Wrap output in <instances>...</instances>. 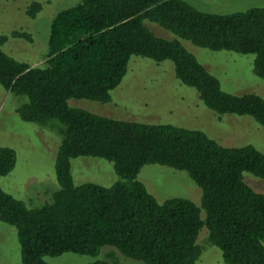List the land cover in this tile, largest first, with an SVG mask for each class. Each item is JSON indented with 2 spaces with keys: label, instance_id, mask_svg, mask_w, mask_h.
<instances>
[{
  "label": "trees",
  "instance_id": "16d2710c",
  "mask_svg": "<svg viewBox=\"0 0 264 264\" xmlns=\"http://www.w3.org/2000/svg\"><path fill=\"white\" fill-rule=\"evenodd\" d=\"M39 9L33 1L28 15ZM144 20L199 47L252 53L253 72L264 78L259 6L220 14L185 0H79L53 16L40 64L19 61L0 47V85L26 97L15 112L24 121L50 124L60 136L53 164L57 188L49 201L29 207L0 186V221L15 227L22 264H50L44 255L63 252L95 256L103 245L145 264H195L203 226L225 264H264V193L242 175L248 171L264 179L263 152L251 144L221 145L199 129L117 119L68 104L70 98L109 102L130 56L137 55L171 60L175 77L195 88L214 112L250 115L264 126L260 95L223 91L177 39L157 36ZM11 36L31 40L26 31ZM6 39L0 34V46ZM78 156L111 162L118 178L109 185L75 184L70 160ZM15 160L14 149L0 145V176ZM145 164L184 170L201 189L200 207L184 197L158 202L137 178Z\"/></svg>",
  "mask_w": 264,
  "mask_h": 264
},
{
  "label": "rangeland",
  "instance_id": "374dc122",
  "mask_svg": "<svg viewBox=\"0 0 264 264\" xmlns=\"http://www.w3.org/2000/svg\"><path fill=\"white\" fill-rule=\"evenodd\" d=\"M40 3L33 17L28 15L29 5ZM79 0H0V34L7 39L1 49L13 58L38 65L48 51L49 26L59 10ZM199 10L211 13H232L252 7H264V0H185ZM157 35L177 39L179 43L214 76L223 91L232 94L253 92L264 99V78L252 69V53L211 50L192 44L157 23L144 20ZM15 30L26 31L31 40L11 36ZM26 100L8 93L0 85V145L14 149L13 168L0 176L1 188L26 203L37 207L49 201L57 188L54 174V155L60 136L49 124L39 125L22 120L15 107ZM68 104L93 113L117 119L144 123H168L204 131L224 146L251 144L264 153V126L250 115L218 114L207 107L192 86L181 83L174 74L169 59L154 61L131 55L127 69L117 86L110 91L109 102L84 98H70ZM71 173L75 184L94 182L109 185L118 178L112 163L92 156L71 158ZM243 180L257 192L264 193V179L243 171ZM137 178L158 202L170 197H184L200 207L201 189L184 170L165 165L145 164ZM200 218L204 211L200 209ZM196 244L201 252L195 264H225L218 247L207 241V229L200 228ZM110 250V251H109ZM109 251V252H108ZM109 253L110 258L106 257ZM50 264H86L96 259L115 260L119 264H145L128 257L116 247L103 245L95 256L74 252L44 255ZM0 264H22L20 246L15 227L0 221Z\"/></svg>",
  "mask_w": 264,
  "mask_h": 264
}]
</instances>
